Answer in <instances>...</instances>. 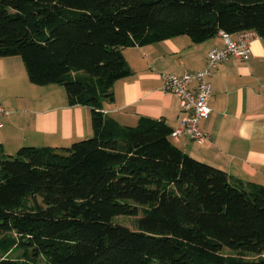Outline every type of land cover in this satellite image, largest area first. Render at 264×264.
Returning <instances> with one entry per match:
<instances>
[{"label": "trees", "instance_id": "16d2710c", "mask_svg": "<svg viewBox=\"0 0 264 264\" xmlns=\"http://www.w3.org/2000/svg\"><path fill=\"white\" fill-rule=\"evenodd\" d=\"M219 31L264 38V0H0V59L63 87L92 131L69 148L0 145V264H264V186L183 153L162 120L101 112L131 74L124 48Z\"/></svg>", "mask_w": 264, "mask_h": 264}, {"label": "crops", "instance_id": "0c3cea01", "mask_svg": "<svg viewBox=\"0 0 264 264\" xmlns=\"http://www.w3.org/2000/svg\"><path fill=\"white\" fill-rule=\"evenodd\" d=\"M236 40L237 35L230 36ZM224 46L217 33L194 44L186 36L144 47L124 48L131 74L114 83L113 100L101 112L122 126L139 118L162 120L174 130L185 117L178 98L162 91V74L181 76L203 68L207 54ZM246 61L227 57L208 79L210 115L200 122L209 141L198 144L185 137L174 146L191 158L225 172L231 179L264 186V38L249 43ZM61 86L30 83L19 57L0 59V145L6 155L20 148H67L92 136L90 110L70 105Z\"/></svg>", "mask_w": 264, "mask_h": 264}, {"label": "built area", "instance_id": "2783aa9c", "mask_svg": "<svg viewBox=\"0 0 264 264\" xmlns=\"http://www.w3.org/2000/svg\"><path fill=\"white\" fill-rule=\"evenodd\" d=\"M218 34L223 38L224 46L213 48L208 52L203 68L195 73L185 72L181 76L169 74L160 76L163 93L176 96L180 110L185 114L182 124L172 130L170 134L172 139L185 137L198 144L209 141V136L201 129L200 122L206 119L211 112L207 106V100L211 95L208 79L212 75V70L229 56L242 61L248 60L249 43L257 37L254 32L250 31L237 34L236 40L231 39L230 35L222 31H219ZM5 114L4 109L0 106V125L1 118Z\"/></svg>", "mask_w": 264, "mask_h": 264}, {"label": "rangeland", "instance_id": "374dc122", "mask_svg": "<svg viewBox=\"0 0 264 264\" xmlns=\"http://www.w3.org/2000/svg\"><path fill=\"white\" fill-rule=\"evenodd\" d=\"M61 88V87H60ZM63 88V87H62ZM91 138V137H90ZM71 146V145H70ZM69 146V147H70ZM69 147H67V148H69ZM58 149V148H57ZM12 155H14V154H12ZM121 218H123V217H121ZM119 221V223H123L124 225H126V226H128V227H131V228H133L134 227V218H125V219H119L118 220Z\"/></svg>", "mask_w": 264, "mask_h": 264}]
</instances>
